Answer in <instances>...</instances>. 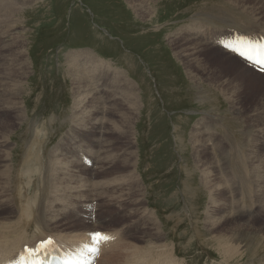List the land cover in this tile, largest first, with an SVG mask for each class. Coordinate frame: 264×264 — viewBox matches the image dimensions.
<instances>
[{
  "label": "rangeland",
  "instance_id": "1",
  "mask_svg": "<svg viewBox=\"0 0 264 264\" xmlns=\"http://www.w3.org/2000/svg\"><path fill=\"white\" fill-rule=\"evenodd\" d=\"M4 1L9 2L8 0ZM12 1L17 2V0ZM159 1L157 14L160 13L162 22L157 19L156 22H159L151 24V26L150 24L146 25L147 23L136 19L131 11L132 9L125 0H31L26 6L20 7L16 14V18H14L16 21L15 32L17 33L14 36H18V39H16L17 45L12 49H16L17 51H23V49L18 50L19 47H24L26 49L25 56L29 64V74H27L26 78L23 80V91L19 96L21 99L19 98L18 102L20 106H22L21 102L23 98L25 112L28 117L25 118V121L21 124V122L16 121V114L8 110L0 112V118L7 121L10 126L13 125V136L11 135L12 139L9 144L10 148H12V161L15 171L20 168L18 175H21L19 178L21 180L24 179V181L19 180L23 183L22 185H25L27 182L25 181L27 173H25V175L22 174H24L26 170L32 168L31 164L33 159L36 158V156L45 155V158L39 161L44 165L47 161L46 157L50 155L51 157L48 159L50 166L49 171L52 173V165L54 164L53 162H55L52 160L53 156V159L57 160L58 168L61 169L62 173V165L59 161L62 157L57 156L60 154V150L55 148L57 145L61 144L62 141H69L71 137V128L76 125L73 123V115L75 114V117L83 120V124L89 120L95 121L96 123H104L105 130L108 128L116 129L115 126L118 125V122L121 120V117L118 115V107L121 106V110L129 107L127 101H124L121 96L123 91H127V87L129 86L128 83L123 86L119 85V88L116 89L117 84L112 81V76L107 75V79L103 82L106 84L102 88L103 91H100V88H96L88 93V88H79L78 92L83 104L76 111L77 113H74L71 108L73 97L71 92H73V86L71 84L72 80L66 72L67 63L64 55L75 51H91L97 58L109 62L112 67L118 69L122 77L128 79V82L135 84L137 87L135 90L139 91L141 108L137 111L138 116L133 114L134 133L131 134L130 132L132 138L129 137L135 143L133 151L137 152V157H135L137 167L134 174L136 181L141 185L143 190L145 198L144 209H146V213L152 218L158 219L159 224L161 223L162 225V230L165 232V239H163L161 244L166 245L167 243V245H170L172 243L170 246L176 252L174 259L180 264V261H182V264H263L264 237L256 234L259 232L257 228L264 227V213L259 212V207L264 203V200L261 198L264 195L263 179L260 181L261 185H259L258 191L255 189L256 184L255 187L254 184L252 185L254 197L259 193L262 194L257 196V198L261 196L258 198L260 202L255 197L257 203L260 204H258V207L255 209L254 217L246 216L247 214L242 206L236 204L235 193H226L229 189L231 190V188L229 182L223 176L222 171L218 170L220 164L225 160L221 150L218 149V147H213L214 149H211L212 146L208 145V152L211 153V156L209 160L204 163L202 160L199 161V157L194 162L192 152L188 148L189 144L192 145L194 143L190 131L192 132L193 124L202 117L203 112H205V110L211 111L212 108H214L216 116H222L227 114L228 111L226 109H228L229 106L220 95H218V98H212L214 104L211 102V105L195 100L193 89L189 88L192 87V84L185 78L186 75L184 70H182V67L173 57L172 52L174 51L172 48L170 50V46H168L165 39L166 34L173 33L179 26L184 25L189 19L188 17L192 16L197 9H199V5L202 4L201 2L204 1L188 0V2H186L187 4L185 3L187 0ZM1 3L2 0H0V4ZM15 6L16 5L12 3L9 7H0V16L7 15ZM251 6V2L244 1L240 4L230 3L227 8L236 14H245L255 17L250 14L252 11ZM151 7L155 9L157 6L151 4ZM200 7H202V5H200ZM174 8L175 10L173 12ZM191 8L193 10H190ZM262 11H264L263 8ZM185 12L186 14H184ZM252 13L256 15L254 11H252ZM213 14L216 16H211L210 20L221 19V16L216 13ZM205 16L206 15H200L198 17L204 18ZM207 17L208 16L205 18L207 19ZM261 21L259 23L260 26L255 23L256 21L254 25L264 29V25ZM185 29L195 31L193 26L189 24L186 25ZM261 33H264V30ZM211 36H213L212 33L207 34L204 36V39L210 38ZM12 38L13 35L11 34L5 35L3 39L0 36V46L1 44H5L4 48H9L8 44H10ZM177 42L182 43V40H178ZM0 58L2 70L5 66L7 70L13 68L10 57L0 56ZM81 59L82 56L77 57V60ZM218 59L216 60V58L213 57L208 58L210 62H217ZM7 61L9 62L7 63ZM10 62L12 64H10ZM85 76H90V74L86 73ZM248 78L247 83L245 82V85H241V99L239 101L240 105L242 103L246 111L250 110L252 105L255 104L256 99L264 98V95H260L261 90L258 91V93H255L256 91L249 93L247 89L250 87V82L256 79L251 76H248ZM100 83L101 82H99V84ZM95 86V84H92L90 87L94 88ZM262 87H264V85ZM109 103H112V105L115 104L112 107V113H102V110H106V108H101L103 104L109 105L110 107L111 104ZM245 103L246 105H244ZM93 107L100 108L101 110L99 111L101 112L94 113ZM102 130L103 125L100 128V131ZM96 131L93 130L95 139L98 140L97 145L99 147L95 148L93 151L96 152L98 156L93 155V157H97L96 160L100 158V145L105 143L103 142L104 139L112 142L111 144L113 145L116 143L117 147H121V150L125 147V139L123 136L117 135L116 133H107L108 135L106 134V136L100 134V136L96 134ZM35 135H37V140L34 138ZM239 137L243 140L242 134H240ZM34 139L37 143L35 142V145L33 144L32 146L33 152L32 150L28 151L30 149V142ZM73 141L74 140L70 139V143H73ZM260 146L264 147V137L260 142ZM242 149H245L244 154L246 156L247 167L250 170L251 165L247 157V148L244 145ZM262 151L264 152V150ZM87 154L90 155L89 153ZM103 158L104 155H101V159H99L98 163L102 162V160L105 162ZM27 159L29 160L28 162L26 161ZM261 160H264V158ZM233 161L236 163L237 158H233ZM27 164L29 166H27ZM224 164L225 162H223V165ZM36 166L37 164L34 167L36 168ZM229 170L230 169L227 167L225 172ZM15 171L13 172L14 176ZM88 171L91 174L90 176L86 171L82 173L80 179L76 180L77 182H74L71 178L65 183L66 186L64 184L62 185L65 187L64 189L58 186L55 188L54 186L53 188L50 187L51 184L49 179V195L43 200L45 211H47V213H44L45 217L47 218L50 215V217L53 218L55 213L54 209L56 207L58 215H60L62 219H65V221H62L64 224L68 221L75 225L80 224L83 228L88 225L85 231H77L75 229V232L68 233L65 229H58L60 232L55 231L54 235L60 236L62 233L65 238L68 239L66 240L67 243L77 240L80 236L79 233L81 235L83 234L82 237L89 236L88 241L84 244L72 246L73 250H71V252L77 254L78 249L85 244H90L91 231H87L88 228L93 229V226H95L100 229V232L109 233H113L112 230L117 229L123 232L124 237L126 236V238H122L123 242H120L125 243L123 246L125 245L126 247H121L124 251H142V249L146 247L145 242L140 241L138 238L148 240L150 238L148 234L152 232L149 230L151 227H147V230L142 227L135 228L134 223L130 224V221L136 219H130L129 215H127L131 207H125V210L120 209L119 212L116 211L118 209L117 207L120 204L122 205L123 202L112 203L111 201L110 204L103 198L99 199L100 195L98 189L105 185V182H108V187L111 188L112 184L110 183L114 181V177L116 175H123V173L120 172L119 174H115L114 172L113 175L108 174L105 177L101 176V179V177H98L100 174H94V168L88 169ZM61 173L60 178L63 177ZM37 174H34L31 179V183H33L36 177L37 190L32 192L29 197H23L24 201L26 200L23 206L29 200L30 205L25 209L23 208V210L20 207H17L16 210L18 211L13 210L16 213L15 217L17 216L15 219H18V221L22 219L24 215H29L28 220L29 218L30 220L40 219L37 225L31 221V229H29L28 235L39 234L37 230L42 231L41 226L44 224V220L39 216V212L37 211L41 203V195L38 192L42 189V180H40L39 172ZM94 176L97 178H94ZM230 179H232V177H229V180ZM111 180L112 182H110ZM252 180L256 183L254 178ZM85 181L87 183H85ZM71 182L73 184L69 185ZM95 182L97 183L95 184ZM245 183L248 184V186L250 185L248 182ZM75 184H80V187H84V191L80 193L79 190L81 189H79L71 194V189L77 186ZM232 184L244 186V184L241 185V182L233 180ZM14 185L19 186L18 181L15 182ZM218 185H220L219 188L217 187ZM93 188H95V190L97 189L96 192H94ZM13 192L14 195L18 193L17 190L14 189L11 195ZM64 193L66 197L61 200L60 195H64ZM111 197H117L115 192H111ZM223 198H228L229 204L231 203L232 206H234V204L237 205L236 207L241 212V215L234 219L243 223L241 230L236 231L238 236L234 238L235 241L232 240L235 248L239 247V249H241L239 254H237V258L235 257L233 260H228L225 259L226 257H223V252H221L222 247L218 246L217 242H210V240L207 242L211 237L218 238L220 236L218 232L224 233L227 230V225L233 223L231 219L222 222L218 232L210 231L211 234H208L204 228L206 227L204 225L205 223H209V225L218 223L221 219L220 215H226L217 214L216 205L218 206ZM213 201L214 203H212ZM50 206L52 210H50ZM91 207L94 208V215L91 213ZM4 209L7 211L9 210L6 208ZM48 210H50L49 213ZM77 212L83 214L85 219H80L76 214ZM92 216H95L96 221L95 219L92 220V222L90 221V217ZM98 217H102L103 221L98 223ZM0 218H2V216H0ZM123 225H127L129 230L125 227L120 228ZM118 228H120V230ZM223 228H226V230ZM117 230H115V232ZM46 237L45 235L42 239ZM243 238L248 240L240 242ZM250 242L251 245L248 247L250 250H252V248L255 249L256 246L259 248V250L256 248L257 252L253 250L252 256L250 255L252 258L245 257L247 246ZM35 243V238L31 239L29 242H24L27 247L34 246ZM129 244L131 246H137L141 250L135 247L130 248L127 246ZM67 252H69V250Z\"/></svg>",
  "mask_w": 264,
  "mask_h": 264
},
{
  "label": "bare ground",
  "instance_id": "2",
  "mask_svg": "<svg viewBox=\"0 0 264 264\" xmlns=\"http://www.w3.org/2000/svg\"><path fill=\"white\" fill-rule=\"evenodd\" d=\"M8 1L9 2L2 0L0 7L2 6L9 7L10 4L12 3L15 4L16 6L13 7L12 10L7 13V15L0 16V36L3 39L5 35L11 34L13 35V38L10 44H8L9 48L7 49L4 48L5 44L4 45L1 44L0 56L10 57V61L13 63V68L10 70H7L5 66V68H3L2 70L1 68L2 63H0V112L4 110H8L9 112L16 114V121L21 122L22 124L25 121V118L28 117V115L25 112L23 98L21 102L22 106H20L18 99L19 98L21 99V97L19 96L23 91V80L24 78H26L27 74H29L28 72L29 64H28L27 57L25 56L26 49L24 47L18 48V50L23 49V51L22 50L17 51L16 49H12L15 45H17L16 39H18V36H14L15 34H17L15 32L16 21L14 20V18H16V14L18 13L20 7L26 6L29 2H31V0H22V1L17 0V2H13L12 0H8ZM162 1L163 0H161V2ZM167 1L168 0H165V2ZM203 1L204 2H201L202 4H200L202 5V7H200L199 5V9H197V11L195 10L196 12L192 16L188 17L189 19L184 23V25L179 26L173 33L166 34L165 39H166L168 46H170V50L172 48V50L174 51L172 52L173 57L176 59L178 64L182 67V70H184L185 75H186L185 78L188 79L192 84V87H189V88L193 89L192 91L194 93L195 100H198L201 103L210 104L212 102V104H214V101L212 100V98L213 97L218 98L219 97L218 95H220L223 97V99L229 106H228V109H226L228 111L227 114H224L221 117L216 116L215 114L216 111L214 108H212L211 111L205 110V112H203L202 117L196 123L193 124L192 132L190 131L192 138L194 140V143L192 145L189 144L188 148L192 152L194 162L199 157V161L202 160V162L204 163L207 162L209 160V157L211 156V153L208 152L209 150L208 145L212 146L211 149H214L213 147H218V149L221 150V153L224 155L225 160L223 162H225V164L223 165V162H222L218 170L222 171L223 176L229 182V186L231 188V190L229 189V191L226 193H236L237 190L242 187L240 185L232 184L231 179L229 180L228 172L233 176V181L241 182V185L244 184L245 182H248L251 184L253 182L252 179L254 178L256 182L255 183L256 189L258 191V188L260 187L259 185H261L260 183L261 179H263L262 184H263V189H264V160H261L262 158H264V152L262 151L264 150V147L260 146V142L264 137V98L256 99L255 104L252 105L250 110L248 109L249 111H246L244 109L245 107L242 105V103L240 105L239 101L241 99V90H242L241 85L243 84L245 85V82L247 83V79H249L248 76L255 77L256 79L255 81L250 82V87L247 89L249 93L252 91H256L255 93H258V91L261 90L260 95H264V87H262L264 85V75H260L252 71L251 69L247 68L233 54L225 50L219 49L215 47L214 45H212V39L215 36V34H219V35L229 34L230 31L227 33L226 32L227 29L240 30V31H246V32H255L257 27L254 24L255 23L259 24L261 20L262 21L264 20V11H262V8L264 9V0H230V1L203 0ZM244 1L252 3L251 10L254 11L256 15L253 14L252 11L250 14H252L255 17L247 16L245 14H236L233 11L228 10L227 8V6L230 3L240 4ZM125 2L132 9L131 11L134 14L135 18L144 23H147L146 25L150 24L151 26V24L158 23L159 21L156 22L157 19L161 21L160 13L157 14L158 4L160 3L159 0H125ZM186 2H188V0L185 1V3ZM151 4H155V6L157 7H155L154 9L151 7ZM174 10L175 8L173 9V12ZM190 10H193V9L191 8ZM213 13H216L217 15L221 16V19L220 18L215 19L214 17L215 20H210L211 16L213 15L216 16ZM184 14H186V12ZM200 15H206L208 17L207 19L205 18L206 16L204 18H200L198 17ZM262 21L261 23H263L264 25V21L263 22ZM187 24L193 26L195 31L185 29ZM210 33H212L213 36H211L210 38L204 39V36ZM178 40H182V43L177 42ZM64 56L66 58V63H67L66 72L68 76L70 77V79L72 80L71 84L73 86L72 88L73 92L71 93L73 97H75L73 98L71 96L72 97L71 108L73 109L74 113H77L76 111L83 104L80 100V95L78 92L79 88H82V87L88 88L87 90L88 93L91 92L93 89L95 90L96 88L97 89L100 88V91H103L102 88L103 86L106 85L103 82L107 79V75L112 76V81L115 84H117L116 89L119 88V85L123 86L128 83L129 86L127 87V91H123L121 96L124 101H127L128 106L130 108L122 107L124 110H121V106L118 107V110H119L118 115L121 117V120L120 122H118V125L115 126L116 129L108 128L107 130H105L104 123H96L95 121H89V120H87V122L83 124V120L79 119L78 117H75L76 114L73 115L74 117L73 123L76 124L75 127L71 128L72 130L70 132L71 133L70 139L74 140L73 143H70V139L69 141L67 140L62 141L63 139H65L63 138L61 140L62 143L57 145V147L55 148V149L60 150V154L57 156L62 157L59 160L62 165V173H61V169L58 168L57 160H54L53 156H52V160L55 162H53L54 164L52 165V173L49 171L50 166L48 163V159L51 156L49 155L46 157L47 161L45 162L44 165L42 162H39V161L44 159L45 155L36 156V158L33 159L32 164L30 163L32 168H30L29 170H26L25 168L26 172H24L25 170L22 171L24 172V174L27 173L25 177L26 178L25 181L27 182L25 185H22L23 183L21 182V181H24V179L21 180L19 178L20 175H18L20 168L15 171L14 163L12 161V157H13L12 148H10L9 143L11 142L10 140L12 139V136H13L12 135L13 125L11 124L12 126H10V124H8L7 121H4L2 120V118H0V216H2V218H0V264H7L9 262L15 261L16 259L22 257L24 248L27 247L25 246L24 242H29L33 238H35V241L37 242L39 240H44L42 238L45 235L47 237H53L57 243L59 242L58 244L61 249L66 248V247L72 248V246L74 245H81L88 241L89 236L82 237L83 234L81 235L80 233H79L80 236L77 240L69 241L68 243L66 242V240L68 239H66L62 233L60 234V236H57V235L55 236L54 235L55 231L60 232L58 229H61V230L65 229V231H67L68 233H72V232H75V229L77 231L78 230L85 231L88 225L83 228L80 224L75 225L73 223H69L67 220H66L67 223L64 224V222L62 221H65V219L64 218L62 219V217L58 215L56 207L54 209L55 213H54L53 218L50 217V215L49 217L46 218L44 213H47V211H45V208H44L45 204L43 203V200L49 195V179H50V184H51L50 187L53 188L54 186L55 188L58 186L64 189L65 187H63L62 185L63 184L65 185V183H67V181L70 180L71 178L72 180H74V182H77L76 180L81 178L82 173L87 171V174L89 176L91 175L88 169H92L93 166L87 168L85 165H83L79 160V154L86 152V153H89L90 155H96V152H93V151L95 148L98 147L97 145L98 140L95 139L93 130L95 131L98 130L96 131V134L98 135L104 134L106 136L107 133H116L117 135L123 136L125 139L124 140L125 147L122 150H121V147L119 146L117 147L116 143H114L113 145L111 144L112 142L107 141V139H104L103 142L105 143L103 145H100L101 154H99V157H100L99 159H101V155L102 156L104 155L103 159L105 160V162L102 160V162L98 163L99 159L94 161L93 165L96 166L95 167L96 169L94 168V174H100L98 175V177H101V176L105 177L108 174L113 175L114 172L115 174H119L121 172L123 173V175H116V176L114 175L115 177H114L113 182H112L113 179L111 178L112 179L110 181L112 182L110 183L112 184L111 188L108 187V182H105L104 183L105 185L101 186L100 189H98L99 190L98 192L100 195L99 199L103 198L105 199V201H108V203H110L111 201L112 203H122L123 202L122 205L120 204L117 207L118 209L116 211L119 212L120 209L125 210V207H131L129 209V212H127L128 213L127 215H129L130 219L131 218L132 219L136 218V219L134 221H130L131 222L130 224L134 223L135 228L142 227V228H146L147 230H148L147 227L150 226L151 229L149 230L152 231L148 234V236H150L148 240H143V238H138L140 241L145 242L146 247L142 249V251L132 252V251H124L121 248V247H126L125 245L123 246V244L125 243H120V242H123L122 240L126 238V236L124 237L122 231L113 229L112 230L113 233L111 232V234L114 236V241H112L109 244L103 243L101 245V250H100L101 253L98 257V261L96 262V264H180L178 261L174 259L175 257L174 255L176 254V252L170 246L172 243L170 245L168 244L170 247L167 245V243L166 245L161 244V242H163V239H165L164 238L165 232L162 230V225L161 223L159 224L158 219L152 218L146 213V209H144L145 198H144L143 190L141 188V185L135 179L134 172L136 171V167H137L135 157H137V152L133 151V148L135 147V143L130 138H132L131 134L134 133L133 132L134 130L133 114L138 116L137 111L141 108V100L139 96V91L135 90L137 88L136 85L128 82V79L123 78L121 72L118 69L112 67L109 62L100 60L91 51H84V52L75 51V52L67 53ZM78 56H82V59L77 60ZM210 57L216 58V60L218 58L219 59L217 62H210L208 60V58ZM0 61H1V58H0ZM8 62L9 61H7V63ZM11 62L10 64H12ZM86 73L90 74V76H85ZM99 82L101 83L99 84ZM92 84H95L96 86L94 88L90 87ZM109 104H111L110 107L109 105L107 106L103 104L101 108L103 109L106 108V110L105 111L102 110V113L104 112H105L104 114L112 113V107L115 104L113 105L112 103H109ZM244 105H246V103ZM93 109H94V113L101 112L99 111L101 110L100 108L93 107ZM102 125H103V130L100 131V128ZM234 126H237L238 128H240L241 134L243 135V140L240 139V137L236 136L234 131L231 130L234 128ZM34 138L37 140V135H35ZM35 139L30 142V149L28 151L32 150L33 152L32 146L33 144L35 145V142H36ZM244 145L247 148V152H248L247 157L249 159V164L251 165L250 170L247 167L246 156L244 154L245 149L244 150L242 149V147L244 148ZM97 157L95 159H97ZM235 157L237 158L236 163H234L233 161V158ZM90 160H94V159H90ZM26 161L28 162L29 160L27 159ZM36 164L37 166L35 168L34 166ZM27 166L29 165L27 164ZM227 167L230 170L228 172H225V169ZM246 170L248 171L247 180L245 178ZM14 171H15V176L13 175ZM36 172L37 173L39 172L40 180H42V189L40 190V192H38L41 195V203L37 211L39 212V216H41L42 219L44 220V224L41 226L42 231L37 230L39 234L37 235L32 234L31 235L32 237L29 238L28 235H26L25 233L29 231V229H31L30 227L31 221H33L37 225L40 219L30 220L29 218L28 220L29 215L28 216L24 215V217L18 221V219L17 220L15 219L17 217V216L15 217V214H16L15 211H18L16 210L17 207H20L23 210V208L25 209L27 206L30 205L29 204L30 200H29L23 206L24 202L26 201V200L24 201L23 197L24 196L29 197L32 194V192L37 190L36 189V177L34 179V182L31 183V179L33 178L34 174H37ZM60 173L63 175L62 178H60ZM204 173H207V172H204ZM252 173H253V177H252ZM95 177L96 176H94V178ZM17 181H18L19 186L14 185V183ZM85 183L87 182L85 181ZM96 183L97 182H95V184ZM71 184L73 183L71 182L69 185ZM13 185H14V188H13ZM244 186H248V184L245 183ZM217 187L219 188L220 185H218ZM83 188L84 187H80V184H79L71 189V194L75 193L79 189H81L79 190V192L81 193L84 191ZM14 189L17 190L18 193L14 195V192H13V194L11 195V192ZM93 189H94V192H96L97 189L96 190L95 188ZM112 191L115 192L117 197H111ZM145 193H146V187H145ZM259 194H257V196ZM60 196H61V200L66 197L65 193L64 195H60ZM261 198L264 200V195ZM36 200H35V203H36ZM61 200H58V201H61ZM215 201H216V198H215ZM212 203H214V201ZM258 204L260 203H257V205ZM51 206H50V210H52ZM236 206L237 205L235 204L234 206H232L231 203L229 204L228 198L221 199V203H219L218 206L216 205L217 214L220 213V214H226V215H222V216L220 215L221 219L218 223L211 224V225H209V223L204 224L206 226L204 227L205 231L208 234H211V232L219 231V226L222 225V222H224L227 219H231L233 223L229 225L226 224L227 230L226 228H223L224 230H226L225 232L223 231L224 233L218 232V234L220 235L218 238L211 237L210 239L207 240V242L209 240L210 242L212 241L217 242L218 246L222 247L221 252H223L222 253L223 257H226L225 259H228V260L229 259L233 260V258L235 257L237 258V254H239V251L241 250L239 249V247L235 248L234 244L232 243V240L235 241L234 238L238 236L236 231L241 230L242 228L241 226H243L242 225L243 223H240L241 221H236L234 219L235 217L241 215V212L238 210ZM4 208L9 209V210L7 211ZM259 208H260L259 212L264 213V203ZM50 210H48V213ZM253 215L254 213H247L246 216L253 217ZM242 216H243V213H242ZM101 221H103V218L98 217V223ZM49 224L52 225L53 227L50 226ZM123 227L128 229L127 225H123L120 228H123ZM120 228L118 229L120 230ZM263 228L264 227L257 228L259 229L258 230L259 232H257L256 234L264 237ZM223 229H220V230H223ZM97 230L99 231L100 229L96 228L95 226H93V229L92 228L87 229V231H91V233ZM115 230L117 231L115 232ZM59 240L64 241V242H60ZM245 240L247 241L248 239L243 238L240 242H243ZM58 244L57 246L51 245L49 247V250L55 252L56 249L59 248ZM129 245L127 246L130 248L135 247L141 250L137 246H131V245L129 246ZM250 245H251V242L247 246L246 256L244 255L245 257H249V258L252 256L251 254H253L252 253L253 250L255 251L257 249L259 250V248H257L258 246H256L257 249L252 248V250H250L248 248ZM252 245H255V244H252ZM18 251H19V254H18ZM255 256L257 257L256 254ZM180 262L182 264V261ZM258 264H262V263H258Z\"/></svg>",
  "mask_w": 264,
  "mask_h": 264
},
{
  "label": "snow or ice",
  "instance_id": "3",
  "mask_svg": "<svg viewBox=\"0 0 264 264\" xmlns=\"http://www.w3.org/2000/svg\"><path fill=\"white\" fill-rule=\"evenodd\" d=\"M228 47H231V45H229ZM240 55L245 56L246 59H248L249 61L253 60V56L249 53H245V52L241 51ZM255 61H256V63L264 64V46H261V49L257 52V56L255 58ZM90 235H91L92 241L94 243H99L100 241H107L109 239H112V237H109V236H107L101 232H94V233H91ZM47 243L51 244L52 243L51 239H49L47 241ZM43 246H44L43 243H41L39 245L40 248H42ZM84 247L88 248L89 246L84 245ZM91 250L95 251L96 249L93 248Z\"/></svg>",
  "mask_w": 264,
  "mask_h": 264
}]
</instances>
